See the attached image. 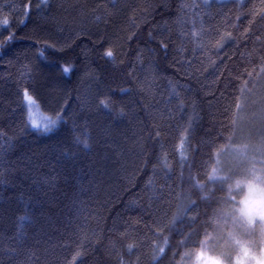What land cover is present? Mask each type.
I'll use <instances>...</instances> for the list:
<instances>
[{
  "label": "trees",
  "instance_id": "16d2710c",
  "mask_svg": "<svg viewBox=\"0 0 264 264\" xmlns=\"http://www.w3.org/2000/svg\"><path fill=\"white\" fill-rule=\"evenodd\" d=\"M9 1L0 0V44L16 37L0 48V264H73L77 252L75 264H150L157 238L145 224L168 223L189 198L199 207L188 216L200 220L177 219L173 243L195 227L192 247L220 195L204 176L213 141L225 142L235 103L247 107L263 90L264 30L241 35L261 0ZM25 88L66 122L33 131ZM129 243L138 245L131 256ZM163 264L180 255L169 251Z\"/></svg>",
  "mask_w": 264,
  "mask_h": 264
},
{
  "label": "snow or ice",
  "instance_id": "6c2138e0",
  "mask_svg": "<svg viewBox=\"0 0 264 264\" xmlns=\"http://www.w3.org/2000/svg\"><path fill=\"white\" fill-rule=\"evenodd\" d=\"M205 6L210 7L209 0H204ZM42 4L47 7L48 0H42ZM39 6V5H38ZM243 6V5H242ZM186 7V5H181V8ZM25 16L28 15L27 9H25ZM244 15L250 16L251 19L247 21V27L243 28L242 36L247 37L250 31L252 30L254 25H259L262 30H264V0H261L260 5H253L247 13ZM257 17L259 19H257ZM240 19V14L236 15V20ZM8 20H4L3 24L8 25ZM20 23H23L21 21ZM227 23L236 28V25L228 20ZM239 30V29H237ZM191 35L196 37L198 35L197 32H192ZM226 36L231 37L232 33L227 32ZM132 37H129L131 39ZM149 38H153V34L149 32ZM257 40L260 39L259 36L256 37ZM15 34L10 33L8 36V40L4 42V44H8L15 40ZM223 39V37H222ZM160 47L167 52V43L164 41H160ZM4 44H0V48L4 46ZM47 47H54V45H46ZM199 46V45H198ZM138 57L141 55L139 52L137 53ZM104 56L109 60H114V54L111 49L107 50L104 53ZM64 74H68L70 72V67L62 68ZM260 72L264 73V56L261 57V67ZM249 77L253 75V72L247 73ZM245 85L248 81L244 82ZM244 89L241 88V92ZM23 101L25 106L27 107V115H28V123L31 125L33 131H38L43 134H48L53 132L61 122L65 121V116L63 115V109L54 110L55 119L51 117H45L42 122H38L33 118V106L36 105V100L32 95L29 94L27 88L23 91ZM100 104L103 107L108 108L109 103L104 100L100 101ZM246 106H242V104L237 101L235 103V108L237 112L231 114L229 116V123L226 125L227 136H225V142L217 145L215 141H213V151L208 153L209 160L215 156V162L210 165L211 171H207L205 168L204 176L207 177L208 181H225L228 176L226 174L236 175V174H250L253 178H260L261 174H264V96L261 97L259 109L256 112H253L251 116H247L246 114H242L244 112V108ZM231 106L226 108V112L230 111ZM123 115V113H121ZM194 132L192 128L191 122L189 123L188 128L183 130V133L180 137V148L183 149L185 143L190 144L191 140L189 139L190 135ZM159 131L156 132V136L159 137ZM76 142L78 144H83L85 149L89 148L88 138L83 140L80 137H77ZM187 157L184 156L183 151L180 153L181 160V168L184 167V161ZM204 162H202L203 166ZM191 168L192 165H189ZM183 175V173H181ZM191 183V187L201 188V184L198 178L189 177ZM249 191L254 190V185L249 182L248 183ZM199 199V198H198ZM197 200L188 199V205L179 209L178 215H174L168 223L160 224L157 219H153L151 224L146 223L145 227L148 228L150 232H154V235L157 239L153 240V248L151 254L150 264H163L164 258L168 255V252L171 251L172 259L174 260L176 255H180V264H184V257L188 255L187 251H183L182 253L178 252V249L183 247L184 249H189V236L191 233L196 232L197 229L195 227L190 228V232L188 235L183 236V238L176 240L173 243V236L175 234V221L177 219L183 220L185 217L191 222V225H196L200 220L199 212H196V215L188 216V212L190 209L198 208ZM247 220L239 225L240 229L243 233H245L249 238H254L253 233L255 229L252 227L253 224V213L246 212ZM205 223V221L203 222ZM155 226V227H153ZM183 235V234H182ZM198 235V233H197ZM259 240L264 242V226L260 228ZM239 243L240 241L237 240ZM138 245H134L129 243L127 245V252L129 256L133 253V248ZM81 255L80 252H77L75 256H73V264L77 258ZM119 256V253H118ZM139 262V256L136 257V264ZM120 264H125L124 260H120ZM128 264H132V261L129 259Z\"/></svg>",
  "mask_w": 264,
  "mask_h": 264
},
{
  "label": "clouds",
  "instance_id": "9594fccd",
  "mask_svg": "<svg viewBox=\"0 0 264 264\" xmlns=\"http://www.w3.org/2000/svg\"><path fill=\"white\" fill-rule=\"evenodd\" d=\"M221 182L216 206L205 221L202 237L189 249L184 264H264V242L259 240L264 226V174H226ZM254 185L249 191L248 183ZM253 213L254 238L242 232L246 212ZM237 240L240 242L238 243Z\"/></svg>",
  "mask_w": 264,
  "mask_h": 264
},
{
  "label": "rangeland",
  "instance_id": "374dc122",
  "mask_svg": "<svg viewBox=\"0 0 264 264\" xmlns=\"http://www.w3.org/2000/svg\"><path fill=\"white\" fill-rule=\"evenodd\" d=\"M7 2L9 0H6ZM210 1V0H209ZM10 2V1H9ZM264 83L261 85L262 91L254 95V98H252V102L250 105L244 108V112L242 114H246L247 116H251L253 112L258 111L261 97L264 96ZM36 100V99H35ZM33 118L36 119L38 122H42L45 117H51L55 119V117L50 116L49 114L45 113L42 108L40 107L39 103L36 100V105L33 106Z\"/></svg>",
  "mask_w": 264,
  "mask_h": 264
}]
</instances>
